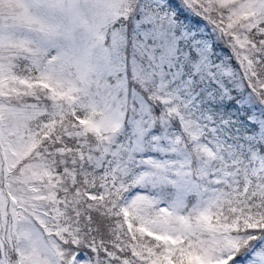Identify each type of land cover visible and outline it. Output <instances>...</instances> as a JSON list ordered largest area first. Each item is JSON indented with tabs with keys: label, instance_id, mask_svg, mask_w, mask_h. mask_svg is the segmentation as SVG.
Segmentation results:
<instances>
[{
	"label": "snow or ice",
	"instance_id": "1",
	"mask_svg": "<svg viewBox=\"0 0 264 264\" xmlns=\"http://www.w3.org/2000/svg\"><path fill=\"white\" fill-rule=\"evenodd\" d=\"M0 264H264V0H0Z\"/></svg>",
	"mask_w": 264,
	"mask_h": 264
}]
</instances>
